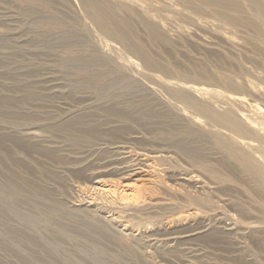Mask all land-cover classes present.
I'll use <instances>...</instances> for the list:
<instances>
[{"label": "rangeland", "instance_id": "374dc122", "mask_svg": "<svg viewBox=\"0 0 264 264\" xmlns=\"http://www.w3.org/2000/svg\"><path fill=\"white\" fill-rule=\"evenodd\" d=\"M105 1L128 42L84 0H0V264H264V187L215 138L237 137L173 94L262 118L264 37L245 23L262 16L252 0L236 22L194 0ZM108 164L153 180L96 195Z\"/></svg>", "mask_w": 264, "mask_h": 264}, {"label": "bare ground", "instance_id": "6f19581e", "mask_svg": "<svg viewBox=\"0 0 264 264\" xmlns=\"http://www.w3.org/2000/svg\"><path fill=\"white\" fill-rule=\"evenodd\" d=\"M194 1H197V2H199L205 6H208V7L218 8V13L222 17L228 18L229 20L234 21V22H236L240 19L239 15H241V14H238V13L243 12L246 9L243 7L240 0H194ZM84 2H85V5H87L92 10V13H94L95 22H98L100 24V26L105 30V32H108V35H110L109 33H112L114 30L115 31L114 34L116 36H118L119 38H122V39H124V41L128 42L127 35L122 31L123 25L126 24L124 22L125 19H123V18L121 19V17L117 16V14L119 15V13H117L116 7H114V5L109 3V1L107 2L105 0H84ZM110 2H112V1H110ZM250 5H251V8H253L252 10L255 9V11H257L262 16V20L264 23V0H252ZM122 7L124 8L125 6H122ZM213 10H215V9H213ZM229 11L234 12L232 14V16H231V14L228 13ZM92 16L93 15H91V17ZM120 16H122V15H120ZM244 21H246V19ZM245 23H247L248 25H251V27L255 30V32L258 36H261L262 38L264 37V29H262V27L257 22H254V20L247 18V21ZM125 26L127 27V25H125ZM157 26H159V25H157ZM149 30L152 33V35H154L156 37L159 36V33H158L159 30L157 29L155 24L149 25ZM161 33H162V31H161ZM149 38H153V37H149ZM153 40H154V38H153ZM136 51L142 53V51H140V49H136ZM142 56L144 57L143 59L145 60V62L147 64H151L144 53H142ZM158 67L160 68V66H158ZM169 82L171 85V81H169ZM169 82H167V83H169ZM194 92L196 95L197 94L196 89ZM173 94L175 96H178V98L179 97L183 98L186 100V102L195 105L202 113H204L206 116H208L214 124L216 123L220 127L225 128L227 131H229L231 134H233L234 136L237 137L236 139H233L228 144L227 143L224 144V142L222 141V139L219 136H216L215 138L221 146H224L226 148L227 152L232 157H235L237 159H241L242 161H244L246 163L249 171L251 173H253L254 175H256L258 177V179L260 180L261 187H264V116L262 118H260L258 116L252 115V113H250V114L243 113L238 117V114H237L238 112L236 113L234 111V108L230 107L231 103L229 101L234 102L237 99L236 97H233V96H229L228 99H226L227 103L229 102L228 107L226 109H224L223 112H221V111L219 112L216 109H214L212 106H210L209 104H204V103H201L198 100H196V97H198V96H196L194 98V96H191L190 94L186 93L184 90L174 91ZM199 95H201V94H199ZM199 97H201V96H199ZM115 111H116V109H115ZM72 123H74V122L72 121ZM76 125L78 126L79 124H76ZM61 126L62 125H60V128H61ZM255 152H258L257 156L255 155L256 154ZM119 164H121V163H119ZM122 164H123V162H122ZM103 168H104L103 170L102 169H94V171L92 173V175H93L92 179L94 180L93 184H92V190H93L94 194H96V195L110 196L114 193H117L119 197L120 196H123V197L131 196V195L135 194V191H136V183L135 182L136 181H140V180L151 181V180H153L152 176H151V172L148 169L142 168L140 166L139 167H137L135 165H127V166H125V165L121 166L120 165V166H118V164L116 166L115 165L110 166L108 164L106 166H103ZM107 171H115L117 173L122 174V178H121L122 182L120 181L119 183H115V182L109 183L108 180H104V179L100 178V176L104 172H107ZM183 179L193 180V177H192V175L191 176H185V178H183ZM132 180L133 181L135 180V182H133ZM262 189H264V188H262ZM3 191H2V194H3ZM94 197L92 198L93 200H91L89 202L90 204H94L97 201V199ZM148 203H150V202H147L146 200H142V201L127 202L126 204L130 205V206L133 205L135 207H139V206H146ZM96 206L98 207L97 204H96ZM51 210L52 209L50 208V211ZM50 213L52 214V212H50ZM46 214H48V213H46ZM197 215H198L197 212H193V211L191 213H185L182 215L180 214V215L176 216L174 219H172V222L177 224V223H180L181 221H183L185 219L194 218ZM106 217H107V222H109V223H116V222L119 223L120 222V220L118 219L119 217L117 218L113 214H109ZM88 231H89V229H88ZM177 234L178 233L175 234L174 232L170 233V235H173L172 236L173 239H175L177 237ZM154 240L155 241H162V242L168 241V239H166V238L165 239L164 238H162V239L155 238Z\"/></svg>", "mask_w": 264, "mask_h": 264}]
</instances>
